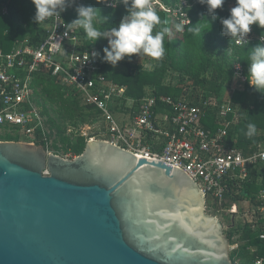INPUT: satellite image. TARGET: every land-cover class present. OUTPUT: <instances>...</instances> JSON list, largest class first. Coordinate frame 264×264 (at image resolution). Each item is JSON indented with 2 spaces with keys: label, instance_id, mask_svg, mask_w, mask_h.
I'll list each match as a JSON object with an SVG mask.
<instances>
[{
  "label": "water",
  "instance_id": "water-1",
  "mask_svg": "<svg viewBox=\"0 0 264 264\" xmlns=\"http://www.w3.org/2000/svg\"><path fill=\"white\" fill-rule=\"evenodd\" d=\"M206 200L178 166L105 139L73 159L1 140L0 264H235Z\"/></svg>",
  "mask_w": 264,
  "mask_h": 264
},
{
  "label": "built area",
  "instance_id": "built-area-1",
  "mask_svg": "<svg viewBox=\"0 0 264 264\" xmlns=\"http://www.w3.org/2000/svg\"><path fill=\"white\" fill-rule=\"evenodd\" d=\"M83 1L77 0V4ZM152 3L155 8L171 12L184 25L190 23L189 11L195 5L190 0H180L176 6H167L161 0H152ZM3 12H8L7 5ZM43 23L48 35L40 43L25 38L18 40L9 51L0 48V141L8 135L6 128L13 126L18 128L15 131L19 134L33 138L28 142L37 144L34 136L40 128L46 149L51 151L49 129L33 100L32 87L35 74L45 71L60 76L64 84L76 87L83 102L100 111V127L86 124L81 130L87 141L105 139L138 156L178 166L199 184L206 198L215 202L222 204L233 190L239 193L250 168L264 162L262 145L245 154L242 149L227 144L231 126L239 121L231 100L219 103L209 98L196 104L181 96L148 93L138 100L129 98L128 110L115 112L113 106L125 97L127 86L106 76L100 56L91 57L98 49H81L83 41L76 28L66 31L69 22L64 12ZM260 36L252 31L247 38L250 42H260ZM233 72L228 89L231 92L244 90L249 83L245 67L236 63ZM212 108L216 109V130L204 124ZM256 197L255 214L259 212L264 216V189L259 190ZM244 201L249 203L248 199ZM230 212L233 215L239 212L237 203L231 205ZM261 237L264 238V234ZM231 247L236 249L239 243L235 241ZM255 263L264 264V256L258 257Z\"/></svg>",
  "mask_w": 264,
  "mask_h": 264
},
{
  "label": "trees",
  "instance_id": "trees-1",
  "mask_svg": "<svg viewBox=\"0 0 264 264\" xmlns=\"http://www.w3.org/2000/svg\"><path fill=\"white\" fill-rule=\"evenodd\" d=\"M161 1L167 6H176L180 0ZM190 1L195 5L189 11L190 23L185 25L182 32L175 28V24L181 22L179 18L171 12L156 8L162 25H158L154 31L159 30L161 26H167L171 31L164 38L165 55L162 59L156 60L155 67L152 69L138 61L140 54H133L131 59L125 57L117 66H112L102 60L107 39L101 38L93 42L87 38L82 28H76L83 41L81 49L96 47L106 76L117 84L127 86L125 97L113 106L115 112L120 109L128 110L126 106L128 99H140L146 95L147 88H152L155 95L181 96L196 104L209 98H215L219 103L231 100L238 111L239 121L231 126L227 144L242 149L245 154L254 152L258 150L259 145L264 146V93L255 90L250 83H247L242 91L231 92L228 88L236 63H241L248 75L249 50L260 42L251 41L248 45H237L234 40L230 41L229 37L221 34L222 24L219 18L213 20L208 14L207 6L196 3L199 0ZM235 3L236 0H225L224 6L216 10L219 17H228ZM81 4L98 7L101 9V15L108 17L105 23L97 21V27L101 30L118 26L126 14L123 4L115 8L98 3V0H84ZM5 5L8 7L7 13L3 12ZM75 8L76 5H73L64 11L65 20L69 23L77 18ZM35 12L33 0H0V47L3 50L9 51L18 40L25 38H29L34 43H40L46 38L47 27L43 22L34 21ZM201 19H203L202 22L207 23L209 30L206 29L202 35H194L189 28ZM251 27L255 34L264 35V28L259 27L258 24ZM228 52L231 55H228ZM171 76L176 79V82L169 79ZM32 87L33 100L40 108L42 115L47 116L46 125L50 123L48 138L51 139L53 130L60 135L63 146L54 144L55 150L71 152L74 156L83 153L87 137L77 129L81 123H91L98 119L100 111L94 106L86 105L76 87L64 84L60 76L52 72H37L32 81ZM48 100L57 105V112L62 120L49 118L50 110L46 106ZM248 123H254L257 126V132L252 137L245 134ZM204 124L207 128L214 130L218 128L216 109H209ZM43 138L42 130L39 128L34 139L37 144L48 147ZM4 139L20 140V138ZM29 139L33 138H28V141ZM261 189H264V162L250 168L241 191L229 192L222 206L231 207L233 203H237L240 210L244 212L243 201L248 199L256 206V194ZM255 215L252 222L234 225L228 232L229 239L239 243V247L231 251V259L235 264H256V259L264 256V238L261 237L264 234V216L259 212Z\"/></svg>",
  "mask_w": 264,
  "mask_h": 264
},
{
  "label": "clouds",
  "instance_id": "clouds-1",
  "mask_svg": "<svg viewBox=\"0 0 264 264\" xmlns=\"http://www.w3.org/2000/svg\"><path fill=\"white\" fill-rule=\"evenodd\" d=\"M33 3L36 7L34 16L36 23L61 15L67 8L76 5L77 18L67 23L66 31L82 28L87 38L93 42L106 38L107 45L103 48L102 60L114 67L125 57L131 59L133 54L141 52L155 60H160L165 55L164 38L171 30L167 26H161L159 30L154 31L158 25H162V21L152 0H98V3L113 8L123 4L126 9V14L118 26L107 30L97 27L98 20L105 23L108 19L101 15V9L98 7L77 5V0H33ZM199 3L207 6L208 14L213 20L219 18L222 24L221 34L229 37L230 41L234 40L237 45L250 43L247 37L252 32V25L258 24L264 28V0H236L235 6L231 7L230 15L226 18L219 17L216 12L224 6L225 0H199ZM203 19L192 25L189 31L194 35H202L208 29L207 23L202 22ZM184 27L183 21L175 24L177 31H184ZM228 55L231 53L228 52ZM97 56H100L98 51L91 53L92 58ZM247 60L249 62L247 79L250 85L264 93V35L260 36V43L249 50ZM256 132V124L248 123L245 134L252 137Z\"/></svg>",
  "mask_w": 264,
  "mask_h": 264
},
{
  "label": "rangeland",
  "instance_id": "rangeland-1",
  "mask_svg": "<svg viewBox=\"0 0 264 264\" xmlns=\"http://www.w3.org/2000/svg\"><path fill=\"white\" fill-rule=\"evenodd\" d=\"M140 63H143L145 65V67L147 68H154L155 64H156V60L151 58L150 56H147L145 54H143L142 52L139 55V60ZM170 80L176 82V79H174L172 76L169 77ZM148 93H153V89L152 88H147L146 89V94ZM46 106L49 108L50 110V117H54V118H59V114L57 112L58 108L57 105L52 104L49 100L48 102H46ZM117 117H119V114H116ZM47 120V116H44ZM61 119V118H59ZM62 120V119H61ZM63 123V122H62ZM101 121L96 119L94 120V122L91 123H81V125L78 127L77 131L83 129V127L86 124H96V128L100 127ZM50 123L47 124V127L50 126ZM18 128H15L13 126L6 128V132H7V136H3L2 138H20L21 141H26L28 142V137L19 134L18 132H16L15 130H17ZM53 132V133H52ZM52 136H51V141H52V145L50 147L51 152H58L57 154L61 155L62 157L65 158H70L73 159L76 156H74L71 152H67L65 153L64 150H60V151H56L54 144H57L58 146L62 147L63 144L60 142V135L56 132V130H53ZM16 135H15V134ZM68 133V132H67ZM217 204V205H216ZM243 206L245 208V211L242 212L239 208V212L235 215H233L230 212V208L231 207H226V206H222V204L219 202H215V200H213L212 198H207L206 202H205V212L209 215L214 216L221 224L222 227L227 231V235L230 229L233 228L234 225H243L245 222H252L255 218V206L253 204H251L250 202L247 203L246 201L243 202ZM230 240V239H229ZM236 241V240H235ZM234 240L231 241L230 240V246L233 244ZM234 250L231 247V251Z\"/></svg>",
  "mask_w": 264,
  "mask_h": 264
},
{
  "label": "crops",
  "instance_id": "crops-1",
  "mask_svg": "<svg viewBox=\"0 0 264 264\" xmlns=\"http://www.w3.org/2000/svg\"><path fill=\"white\" fill-rule=\"evenodd\" d=\"M1 48V47H0Z\"/></svg>",
  "mask_w": 264,
  "mask_h": 264
}]
</instances>
